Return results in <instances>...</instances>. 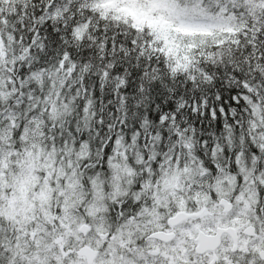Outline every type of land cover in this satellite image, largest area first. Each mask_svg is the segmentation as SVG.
Returning a JSON list of instances; mask_svg holds the SVG:
<instances>
[{
    "label": "snow or ice",
    "instance_id": "snow-or-ice-1",
    "mask_svg": "<svg viewBox=\"0 0 264 264\" xmlns=\"http://www.w3.org/2000/svg\"><path fill=\"white\" fill-rule=\"evenodd\" d=\"M0 264H264V0H0Z\"/></svg>",
    "mask_w": 264,
    "mask_h": 264
}]
</instances>
